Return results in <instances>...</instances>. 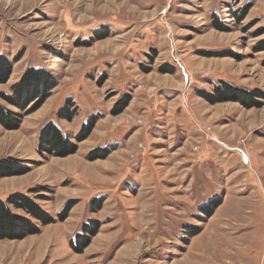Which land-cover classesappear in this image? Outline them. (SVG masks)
<instances>
[{
    "label": "rangeland",
    "instance_id": "rangeland-1",
    "mask_svg": "<svg viewBox=\"0 0 264 264\" xmlns=\"http://www.w3.org/2000/svg\"><path fill=\"white\" fill-rule=\"evenodd\" d=\"M0 56V197L76 201L0 264H264V0H0Z\"/></svg>",
    "mask_w": 264,
    "mask_h": 264
},
{
    "label": "trees",
    "instance_id": "trees-1",
    "mask_svg": "<svg viewBox=\"0 0 264 264\" xmlns=\"http://www.w3.org/2000/svg\"><path fill=\"white\" fill-rule=\"evenodd\" d=\"M219 29H223L221 25H218ZM1 58V56H0ZM4 60V59H0ZM3 68V72H8L9 66L7 65L6 61L3 65H0ZM44 76V78L42 77ZM43 78V79H42ZM46 78V79H45ZM45 79V80H44ZM22 84L25 85L28 82L35 83L39 80L41 82H46L45 86L47 87L46 90L49 94L54 88L55 83L51 78H47V74L45 70L38 69V68H31L29 69L22 79ZM21 86V85H19ZM226 88H216V92L214 95L209 96L213 103L232 100L234 99L235 95H229L230 92L240 91L246 92L240 88L233 87L226 83ZM17 87H15V94L14 96H6V100L11 102L14 105H20L19 102L16 100L15 97H19L24 95V93L20 94L19 91L17 92ZM27 92L25 93V95ZM234 94V93H233ZM67 106L63 107L60 111V115L66 117V113H64L67 109ZM8 109L0 104V114L6 115L8 114ZM67 116H69L67 114ZM68 118V117H67ZM92 126L90 123L88 129ZM81 134H79V139L83 137L85 126L83 127ZM83 132V133H82ZM87 135V133H86ZM85 136V135H84ZM69 141L66 138V134L63 130L57 126L53 122L47 123L41 130L40 134V145L41 151L48 150L49 152H56L59 146H67ZM107 155L108 152H105ZM1 175V174H0ZM31 191L39 192L38 189H32ZM75 200L70 199L66 205L64 206L63 210L59 212L57 217L55 218L49 212L44 210V208L32 197L30 194L25 192H14L8 194L7 197L1 198L0 197V240L9 238V239H21L26 237L29 234H37L41 232V227L55 223L57 220H63L67 217L68 211L74 206ZM87 232L91 233L92 235L97 233V229H91V226H88L87 231L84 232L87 235ZM195 232H191L193 235ZM84 234L78 233L76 238H82L80 246L77 243H74V240L71 241V245L77 251H82L90 242V239L86 237Z\"/></svg>",
    "mask_w": 264,
    "mask_h": 264
},
{
    "label": "built area",
    "instance_id": "built-area-1",
    "mask_svg": "<svg viewBox=\"0 0 264 264\" xmlns=\"http://www.w3.org/2000/svg\"><path fill=\"white\" fill-rule=\"evenodd\" d=\"M210 139L211 140H214L212 137H210ZM228 149H229V147H227ZM141 149H143V144L142 145H140V150ZM196 149L198 150L199 149V147H196ZM140 150H138V152H136V153H133L132 154V157H136L137 155H139V151ZM235 150H237V151H239L240 153H241V155H242V157H243V159H244V163L246 164V165H248V156H247V151H246V149H244V148H242V147H240L239 146V148H236ZM247 153V154H246Z\"/></svg>",
    "mask_w": 264,
    "mask_h": 264
},
{
    "label": "crops",
    "instance_id": "crops-1",
    "mask_svg": "<svg viewBox=\"0 0 264 264\" xmlns=\"http://www.w3.org/2000/svg\"><path fill=\"white\" fill-rule=\"evenodd\" d=\"M224 143H225V142H224ZM217 148H218V149H217ZM217 148H216V153H220L222 149H221L219 146H217ZM225 164H226V163H225ZM232 171H234V169H233ZM232 171H231V172H232ZM231 172H230V173H231ZM229 178H230V177H228V179H229ZM226 182H227V181H226Z\"/></svg>",
    "mask_w": 264,
    "mask_h": 264
},
{
    "label": "bare ground",
    "instance_id": "bare-ground-1",
    "mask_svg": "<svg viewBox=\"0 0 264 264\" xmlns=\"http://www.w3.org/2000/svg\"><path fill=\"white\" fill-rule=\"evenodd\" d=\"M246 154H247V153H246ZM247 156H248V154H247ZM250 159H251V158H249V156H248V164H249V162H250ZM250 164H251V162H250ZM250 164H249V165H250Z\"/></svg>",
    "mask_w": 264,
    "mask_h": 264
}]
</instances>
